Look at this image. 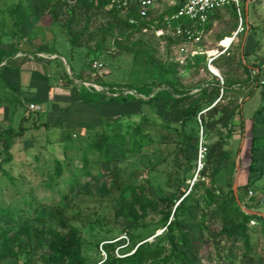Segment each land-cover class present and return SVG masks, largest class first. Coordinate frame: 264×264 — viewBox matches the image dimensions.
Segmentation results:
<instances>
[{
  "label": "trees",
  "instance_id": "16d2710c",
  "mask_svg": "<svg viewBox=\"0 0 264 264\" xmlns=\"http://www.w3.org/2000/svg\"><path fill=\"white\" fill-rule=\"evenodd\" d=\"M257 1L259 0H255ZM138 10L136 2L123 6L121 0H22L16 14L21 23H27L33 17L39 20L49 19L51 24L62 29L66 36L65 41L73 50L87 48L90 56L91 45L94 46L93 51L97 52H105L111 44L120 52L143 53L147 63L153 65V70L151 81L140 86L130 84L128 87H117L107 85L102 78L95 79V82L108 90L107 94L93 86L77 84L74 81L90 82L91 77L90 79L82 75L75 77L74 72L73 77H70L66 72L65 78L68 85L76 89L77 102L91 108L101 109L104 105L123 106L131 101H139L152 108L162 117L166 128L173 129L169 133L175 136L172 142L177 145L176 160L184 161L186 164L182 172L183 184L189 172L198 169L197 157L194 160L187 154L191 149H199L203 129L207 152L203 168L198 170L196 180L191 186H178L174 191L156 199L149 194L146 183L140 185L125 183L120 179L118 168L112 170L114 180L109 188L104 186L102 191L119 194L120 205L115 209L116 217L130 223L129 226H141L140 221L147 218L149 211L153 210L160 214V223L164 231L156 236L153 242L146 239L136 241L129 230L126 231L130 245L122 252H134L125 257H118L115 248L123 243L106 244L104 248L108 256L102 263L204 264V261H207L209 264H232L227 252L243 250L244 254L249 256L252 249V234L264 231V216L247 211H252L259 205L257 199L252 198L253 195L255 198L262 196L264 199V186H259V183L264 181V165H260L262 160L259 156L264 150L263 134L253 135L251 138V163L247 183H240L237 193L232 179L225 185L218 184V177L222 171L230 169L236 171L238 167L233 153L235 151L240 153V149L231 151L228 148V139L233 136L238 119L239 128L244 133L246 125L243 114L244 102L247 97L254 96L262 84L264 85V53L257 55V51L263 49L262 41L255 40L254 37L246 38V42L241 43L240 47L232 51L227 49L220 54L213 63L220 70L228 68L222 72L223 82L215 78L213 81L203 83L196 92H192L180 83L178 63L159 59L155 47L143 38L136 42H133V38L137 34H143L145 29L151 28L172 31L176 35L179 26L187 29L192 27L194 22L185 16L172 19L171 16L178 11V6L170 7L158 18H153L152 13L147 18H141ZM101 12H106L107 18L96 24ZM242 13L246 17L245 4ZM218 14L219 11H216L210 16L204 25L205 32L210 31L213 21L219 17ZM233 15L239 19L236 10ZM246 25L249 26V34L255 31L250 19ZM242 34L244 38L246 32ZM226 37L231 36H224L221 40ZM168 40L170 46H174L185 42L186 37L182 34L176 38L169 37ZM130 43L133 48L128 45ZM18 51L15 44L12 46L1 44L0 65L15 56ZM249 54L255 57L252 63L247 61ZM28 59V56H24L21 61ZM94 59L92 57L91 62ZM232 71H241L246 78H235L231 75ZM250 86V91L244 92V89ZM127 90L143 95L147 99L139 98L132 93L124 94ZM260 115H264V104L257 109L254 120ZM106 123L107 127L103 132L96 133L91 141L92 148L105 158L104 162H110L112 154L124 149L127 143L133 151L141 147L143 142L149 143L151 138L140 128L131 134L128 140L127 134L113 128V123ZM173 124H180L181 129L171 127ZM222 128L227 130V135L219 133L218 130ZM25 130L22 125L19 132L12 127L0 129V141L4 150L0 153L2 156L0 170L13 183L16 177L11 171H7L4 165L12 163L15 159L10 150V142L23 135ZM213 134L217 135L215 139H212ZM82 162L83 173L91 175L87 153L84 154ZM56 174L62 176V165L59 161ZM95 179L99 180L96 177ZM72 185V190L63 196L60 203L50 206L38 205L31 214L26 213L27 211L16 213L0 205V218L7 216L13 219L9 226L0 227V264L12 258L18 263L25 262L26 258L32 256V247L24 245L21 242L22 238L32 241L35 237L47 235L48 252L42 255L45 263L88 264L81 231L72 223L69 216L72 207L70 198L75 190L73 182ZM34 198L24 199L23 204L28 208L34 207L36 204ZM50 222H55L56 225ZM49 223L51 226L47 228ZM239 239L243 240V243H238Z\"/></svg>",
  "mask_w": 264,
  "mask_h": 264
},
{
  "label": "rangeland",
  "instance_id": "374dc122",
  "mask_svg": "<svg viewBox=\"0 0 264 264\" xmlns=\"http://www.w3.org/2000/svg\"><path fill=\"white\" fill-rule=\"evenodd\" d=\"M21 1L0 0V45L12 46L15 44L19 49L15 56L22 58L28 56L26 53H44L45 57L54 59L56 56L49 53H53L59 44V46L62 45L61 53L65 58L59 62L62 64V70L67 72L70 77H73V72L75 77L89 72L90 83L99 87L100 85L95 82L97 78H102L107 85L117 87H128L130 84L140 86L151 81L153 65L147 63L143 53L120 52L115 45L111 44L105 52L93 51L94 46L91 45L92 56L88 55L87 48L73 50L65 41L66 36L62 29L51 24L49 19L39 20L33 17L27 23H21L16 14ZM249 5V19L250 23L254 25L255 31L248 37L262 41L263 49L257 51V55H259L264 53V4L261 1H254ZM170 7L169 0H162L156 10L152 12V17L158 18ZM241 8L243 10L244 4ZM234 11L232 6L219 10V17L213 21L210 31L204 32L201 41L197 43L192 41L170 46L168 38L179 36L172 31L155 30L154 28L145 29L143 34L135 35L133 42L143 38L148 44L155 47L156 56L159 59L178 63V77L181 85L187 90L196 92L203 83L213 81L215 78L220 79L222 72L228 70V68L220 70L211 59L215 60L224 52V47L230 46L231 38L239 25V20L233 15ZM105 18H107V13L101 12L97 17L96 24L102 23ZM243 35L240 34L237 37L228 48L229 51L235 50L240 47L241 43L246 42L247 36L245 35L243 38ZM224 36L231 37L221 40ZM128 45L133 48L131 43ZM194 56L201 58L196 59ZM43 57L38 55L35 58ZM92 57L95 59L91 62ZM95 60L103 63L104 67L93 68ZM247 61L252 63L255 61V57L250 55ZM231 75L235 78H246L241 71H232ZM74 81L84 85L89 82ZM250 89L251 86L246 87L244 92L250 91ZM135 94L139 98L147 99L143 95ZM263 104L264 85L262 84L254 96L247 97L244 102L243 114L246 119L244 133L239 128L240 120L238 119L237 126L233 130L234 134L228 139V148L231 151L240 149V153H236V151L233 153L238 167L236 171L232 169L222 171L218 177V184L225 185L231 179L234 182L233 187L235 184L238 186L240 183H247L251 163V138L253 135H264V115L257 116V120H254L257 109ZM34 111L40 112L42 107ZM75 117L88 119L83 122L87 128L66 127L61 121L53 131L52 129L25 131L23 135L10 142V150L15 159L12 163L4 166L16 178L13 183L0 170V205L10 208L16 213L27 211L26 213L31 214L38 205L50 206L60 203L63 196L72 190L73 182L75 190L70 198L72 207L69 210V216L72 223L81 231L88 264H107L102 263L106 258L101 250V243L117 240L116 244L121 242L124 244L125 240L122 239V236L128 230L136 241L146 239V241L153 242L154 238L164 231L160 223V214L153 210L149 211L147 218L140 221L141 226H129L130 223L116 217L115 209L120 205L119 194H108L102 191L104 186L109 188L114 180L112 170L118 168L120 179L125 183L134 185L146 183L149 194L157 199L161 195L174 191L178 186H191L196 180L198 169L191 170L185 183H182V172L185 170L186 164L184 161L176 160L177 145L172 142L175 136L169 133L173 129L166 128L162 117L148 105L139 101H131L123 106H108L106 109L80 110L78 114L74 115ZM106 122L113 123V128L116 131L127 134L128 140L133 133L142 128L146 135L151 136L149 143L143 142L141 147L133 151L130 144L127 143L124 149L112 154L110 162H104L105 158L92 148L91 141L96 133L103 132L107 127ZM171 127L181 129L180 124H173ZM2 128L5 127L0 124V129ZM14 129L18 132L21 130L19 126ZM109 131L112 130L109 129ZM218 131L221 135L228 134L227 130L223 128ZM216 137V134L212 135V139ZM198 150L191 149L187 155L195 160L196 157L198 158ZM3 151L0 141V153ZM85 153L90 160L88 169L91 175L83 173L82 158ZM259 156L262 166L264 165V151ZM1 159L2 156H0V161ZM57 161L62 165V176L60 177L56 174ZM192 174L193 176H191ZM95 177L99 180H96ZM259 186H264V181H261ZM255 197L252 196L257 199L259 205L252 211L261 209L260 211L264 212L263 197ZM33 198L36 203L34 207L28 208L23 204L24 199L32 200ZM12 222V218L3 216L0 218V227L9 226ZM50 223L56 225L55 222ZM50 223L46 226L47 228L51 226ZM48 237L49 235L35 237L32 241L22 238L21 242L24 245L32 247V256L26 258L25 262L18 263L15 258H12L5 260L2 264H30L31 262V264H52L42 260V255H46L48 252ZM238 243H243V240L239 239ZM244 253L242 250L227 252V255L232 264H264V231L252 234L250 255L246 256ZM204 264L209 263L204 261Z\"/></svg>",
  "mask_w": 264,
  "mask_h": 264
},
{
  "label": "crops",
  "instance_id": "0c3cea01",
  "mask_svg": "<svg viewBox=\"0 0 264 264\" xmlns=\"http://www.w3.org/2000/svg\"><path fill=\"white\" fill-rule=\"evenodd\" d=\"M254 1L249 0L246 3L248 21L250 18L249 4ZM249 35L247 32L246 38L250 39ZM61 46L58 44L53 53H49L56 56L54 59L45 57L44 53H26L29 59L24 62L21 61L20 56H13L0 65V124L2 126L5 128L19 126L21 128L22 125L26 129L25 131H41L42 129H52L53 131L58 123L63 121V125L66 127L87 128L83 122L88 119L84 117L83 119L75 117V119L74 115L78 114L80 110L89 111L94 108L77 102V91L68 85L62 64L59 62V60H65L61 53ZM38 55L44 57L35 58ZM88 74L89 72H86L81 75L90 78ZM30 104L39 105L42 107V111L30 110ZM108 106L104 105L101 109H106ZM254 212L264 216L263 211Z\"/></svg>",
  "mask_w": 264,
  "mask_h": 264
},
{
  "label": "built area",
  "instance_id": "2783aa9c",
  "mask_svg": "<svg viewBox=\"0 0 264 264\" xmlns=\"http://www.w3.org/2000/svg\"><path fill=\"white\" fill-rule=\"evenodd\" d=\"M162 0H121L123 6H129L136 2L139 6V16L141 18H147L154 10H156L157 6L160 4ZM171 3V7L178 6V11L174 13L171 18L172 19H179L180 17H187L189 20L194 22L192 27L187 29H183L182 26L178 27L176 35H184L186 37L185 43H189L192 41L200 42L202 36L204 34V25L209 20L210 16L213 15L216 11H219L227 6H232L234 10L237 11L239 16V25L234 33L232 39H234L242 34L247 33L249 30V26L246 25L248 23V18L244 17L242 13V5L248 3L249 0H169ZM261 3L264 4V0H259ZM229 47H225L224 52ZM56 58V57H54ZM214 59H211V61ZM103 63L98 61L94 62L93 68L101 69L103 68ZM223 82L222 77H219ZM86 84V83H85ZM86 86H93L99 91H104L105 93L109 94L108 90L102 86H97L94 83L88 82ZM132 93L135 94L134 91H125L124 94ZM31 110H39L40 107H37L35 104L30 105ZM199 153L197 158L198 170L203 168L204 159L207 152V147L205 145L204 137H203V129H201V137H200V145H199ZM122 239L125 240L124 244H121L115 248V254L118 257H125L132 254L134 251L129 253H123L122 250L125 249L130 245V239L128 235L122 236ZM117 240L114 241H106L101 243V250L105 254V258L107 259V251L105 250L104 246L109 243H116ZM105 259V260H106Z\"/></svg>",
  "mask_w": 264,
  "mask_h": 264
},
{
  "label": "water",
  "instance_id": "95a60500",
  "mask_svg": "<svg viewBox=\"0 0 264 264\" xmlns=\"http://www.w3.org/2000/svg\"><path fill=\"white\" fill-rule=\"evenodd\" d=\"M234 190H235V192L237 193V191H238V186L235 184V186H234ZM248 212L249 213H256V212H254V211H251V210H248Z\"/></svg>",
  "mask_w": 264,
  "mask_h": 264
},
{
  "label": "bare ground",
  "instance_id": "6f19581e",
  "mask_svg": "<svg viewBox=\"0 0 264 264\" xmlns=\"http://www.w3.org/2000/svg\"><path fill=\"white\" fill-rule=\"evenodd\" d=\"M232 41H233V39L231 38L230 45H231Z\"/></svg>",
  "mask_w": 264,
  "mask_h": 264
}]
</instances>
